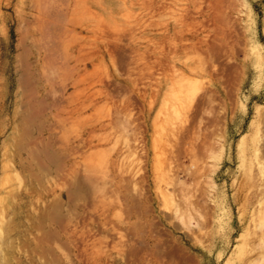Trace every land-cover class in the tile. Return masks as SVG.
Returning a JSON list of instances; mask_svg holds the SVG:
<instances>
[{
	"label": "rangeland",
	"instance_id": "1",
	"mask_svg": "<svg viewBox=\"0 0 264 264\" xmlns=\"http://www.w3.org/2000/svg\"><path fill=\"white\" fill-rule=\"evenodd\" d=\"M263 255L264 0H0V264Z\"/></svg>",
	"mask_w": 264,
	"mask_h": 264
},
{
	"label": "bare ground",
	"instance_id": "2",
	"mask_svg": "<svg viewBox=\"0 0 264 264\" xmlns=\"http://www.w3.org/2000/svg\"><path fill=\"white\" fill-rule=\"evenodd\" d=\"M223 36H224V35H223ZM219 40H220V39H219ZM20 41H21L23 44H22L21 42H20V43L24 46V42H23L24 39H23V41H22V39H21ZM198 43H199V45L203 44V42L201 43V41H199ZM195 44H197V42H195ZM205 44H206V42H205ZM193 45H194V44H193ZM199 45H198V46H199ZM19 47H20V46H19ZM208 47H209V46H208ZM155 49H156V48H155ZM208 49H210V47H209ZM210 51H211V50H210ZM201 53H203L202 50H201L200 54H201ZM205 53H206V52H205ZM20 54H21V52H20ZM187 54H188V52H187ZM203 54H204V53H203ZM178 55H179V52H175V53L173 54V57L178 56ZM201 55H202V54H201ZM206 55H207V53H206ZM206 55H205V56H206ZM20 58H21V57H20ZM200 58H203V55H202V57H200ZM20 60H23V59H20ZM200 61L202 62V59H200ZM200 61H199V63H200ZM205 61H206V60H205ZM200 64H201V63H200ZM205 64H206V63H205ZM202 65H204V64H202ZM202 65H201V66H202ZM189 67H190V66H189ZM206 67H207V66H206ZM206 67H204V68H206ZM207 69H208V67L206 68V70H207ZM193 70H194V68H193ZM195 70H196V69H195ZM171 71H173L172 68H171ZM203 72H204V70L202 71V73H203ZM208 72H209V70H208ZM182 73H183V72H182ZM209 73H210V72H209ZM204 74H205V73H204ZM212 74H213V73H212ZM170 75H171V74H170ZM209 75H210V74H209ZM189 77H190V76H188V79H189ZM185 79H186V78H185ZM182 80H184V77H183ZM189 80H190V79H189ZM173 82H174V81H173ZM184 82H185L186 85H187L188 82H187V81H184ZM190 82H191V80H190ZM177 83H178V82H177ZM182 84H184L183 81H182ZM182 84H181V85H182ZM174 85H176V83H174ZM177 85H179V84H177ZM177 85H176V86H177ZM181 85H180V86H181ZM186 85L184 84L183 86H181L182 88H183V87L185 88V89L183 88L184 93H185L187 90H189V89H187L188 85H187V87H185ZM189 85H190V84H189ZM192 85L195 86L194 83H193ZM192 85H191V86H192ZM199 86H200V85H198L197 87H199ZM178 87H179V86H178ZM178 87H176V88L179 89ZM155 88H156V87H155ZM176 88H175L174 90H176ZM207 88H208V90H209V89H210V90L213 89V88L211 89V87L209 88L208 86H207ZM186 89H187V90H186ZM190 89H191V88H190ZM197 89H199V88H197ZM179 90H180V89H179ZM185 90H186V91H185ZM214 90H215V89H213L212 91L214 92ZM231 90H232V89H231ZM180 91H182V90H180ZM180 91H177V92L175 91V93L178 94V93H180ZM183 91H182V92H183ZM229 91H230V90H229ZM189 92H190V90H189ZM175 93H174V94H175ZM194 93H196V90L194 91ZM234 93H235V92H234ZM180 94H181V93H180ZM186 94L190 95L189 93H185V95H186ZM228 94H230V92H228ZM228 94H227V95H228ZM232 94H233V93H232ZM232 94L228 95L230 101H231L232 99H233L232 101L235 100V96H234V98H233V97L230 98V96H232ZM153 95L155 96L154 93H153ZM153 95H152V96H153ZM196 95H197V93H196ZM196 95H195V96H196ZM233 95H234V94H233ZM235 95H236V94H235ZM141 96H142V95H141ZM154 96H153V97H154ZM182 96H183V95H182ZM182 96H180V97H182ZM142 97H143V96H142ZM153 97H152V98H153ZM175 97H176V95H175ZM185 97H186V96H185ZM192 97H193V96H192ZM192 97H191V99H192ZM188 98H189V97H188ZM188 98H187V99H188ZM191 99H189V100H187V101H190ZM178 100H179V102H180L179 96L177 95V101H178ZM182 100H183V99H182ZM185 100H186V99H185ZM192 100H196V99H192ZM198 100H199V99H198ZM198 100H196L195 103H196ZM177 101H174V102H177ZM232 101H231V102H232ZM235 101H236V100H235ZM235 101H234V102H235ZM174 102H173V103H174ZM198 102H199V103H196V104H197V105L199 104V105H198V108H199V109H200V107H202V108L205 107V106H203V105L201 106V102H200V101H198ZM180 103H181V102H180ZM82 104H83V103H82ZM87 104H88V103H87ZM184 104H185V103H184ZM173 105H174V104H173ZM175 105L177 106V103H176ZM175 105H174V106H175ZM186 105H188V104H186ZM232 105H233V102H232ZM230 106H231V105H230ZM81 107H82V106H81ZM177 107H178V106H177ZM177 107H176V108H177ZM184 107H185V105H183V108H184ZM186 107H187V106H186ZM195 107H197V106L195 105V106L192 107V108L195 109ZM79 108H80V107H78L77 109H79ZM174 108H175V107H174ZM187 108H188V107H187ZM192 108H191L190 114H191L193 117H192V116H190V117L193 118L194 120L192 119L191 121H195V119L197 120V119H200V118L203 120V118H202V117L204 116L203 113H204V112L207 113V112L209 111V110H208V111H204L205 109L209 108V107H207V108H204V110H202V111H203L202 114H201V113H198V112H200L199 109H198V111H197V110H194V112H195V113H194ZM62 109H64V108H63V107L59 108V110H61V111H62ZM184 109H185V108H184ZM210 109H211V108H210ZM74 110H76V109H74ZM185 110H188V109H185ZM183 111H184V110H183ZM222 111H223V110H222ZM191 112H193L194 115H193V113H191ZM196 113H198V115H196ZM183 114H184V112H183ZM185 114H187V113H185ZM185 114H184V115H185ZM181 115H182V114H181ZM187 115H189V113H188ZM187 115H186V117L184 116V117H185L184 119L188 118ZM200 115H201V117H199ZM194 116H195V117H194ZM178 117H179V116H178ZM182 118H183V115H182ZM159 119H161V117H160ZM184 119H182V120H184ZM188 119H190V118H188ZM188 119H187V120H188ZM212 119H213L212 121H213L214 123L216 122V124H217V125H215V126H218L217 121H215V120H217V119H215V120H214V118H212ZM179 120H180V118H179ZM182 120H181V122H182ZM189 121H190V120H189ZM218 121H220V120H218ZM158 122H159V120H158ZM195 122H196V121H195ZM198 122H199V120H197V123L195 124V126H197V127L200 125V123H201L202 121L200 120V123H199V124H198ZM159 123H160V122H159ZM164 123H165V124H163V126L165 125L164 127L167 128L166 124H169V122L164 121ZM174 123H175V122H174ZM174 123H173V124H174ZM190 123L192 124V128H191V129H186V131H185L186 126H187L188 124H190ZM190 123L188 122L186 125H184L185 128L181 129V131L184 130V131L186 132V133H183V131L180 132V134L183 133V134H182L183 137L186 136L187 132H188V135L190 134L189 132L193 133L191 130L195 129V127H194V125H193L194 122H193V123L190 122ZM206 123H207V121H206ZM214 123H213V124H214ZM220 123H221V121H220ZM156 124H157V123H156ZM175 124H176V123H175ZM197 124H198V125H197ZM213 124H210V127H211ZM221 124H223V123H221ZM157 125H158V124H157ZM200 126H201V127H200ZM200 126H199V128H196L195 131H194V134H193V135L196 136V138H197V135H198L197 133H200V132L202 131V130H200V129H204V127H202V125H200ZM207 126H209V125H207ZM207 126H205V127H207ZM157 127H159V125H158ZM181 127H182V126H181ZM218 127H219V126H218ZM221 127H222V126H220L219 128H221ZM155 128H156V127H155ZM155 128H154V129H155ZM188 128H189V127H188ZM214 128L218 131V129H217L216 127H214ZM214 128H212V129H214ZM197 129H199L200 131H198ZM206 129H207V128H206ZM222 129H223V128H221L220 130H222ZM157 130H158V129H157ZM157 130H156V131H157ZM159 130H160V129H159ZM187 130H189V131H187ZM196 130H197L198 132H197ZM207 130H208V129H207ZM207 130H206V131H207ZM167 131H168V130H165V135L168 136V134H169L170 138H169V136H168V138H165V139H166V141H167V139H169V142H170V139H172V138H171V135H172V134L170 135V132L166 133ZM204 131H205V130H204ZM210 131L212 132V130H209V132H210ZM159 132H160V131H159ZM196 132H197V133H196ZM209 132H208V133H209ZM171 133H173V131H172ZM212 133H213V132H212ZM196 134H197V135H196ZM200 134H202V133H200ZM209 134H210V133H209ZM209 134H208V135H209ZM213 134H214V133H213ZM213 134H210V135L207 136V137H209V139H212L210 136H214L216 133H215L214 135H213ZM182 135H181V136H182ZM193 135H192V137H193ZM206 135H207V134H206ZM91 136H92V134H91ZM159 136H162V134L159 135ZM173 136H174V135H173ZM190 136H191V135H190ZM215 136H217V135H215ZM218 136H219V137H222V136H220V135H218ZM157 137H158V136H157ZM179 137H180V136H179ZM183 137H182V139L186 141L187 139H185V138H183ZM187 137H188V136H187ZM192 137H190V138H192ZM199 137H200V135L198 136L197 140L200 141L201 137H200V139H199ZM219 137H218V138H219ZM155 138H156V137H155ZM158 138H160V139L158 140ZM158 138L155 139V143L159 142V143L156 145V146L159 147V146H161V145H160V142H161V144H162V142H163V140H161V138L164 139V136H163V137H158ZM194 138H195V137H194ZM194 138H193V140H195ZM156 140H157V142H156ZM160 140H161V141H160ZM178 140L180 141V138H179ZM191 140H192V139H191ZM191 140H189V138H188V140H187L186 142H189V141H191ZM193 140L191 141V142H192L191 144H190V142L188 143V145L186 144L187 146H190V145L193 146V147H191L192 149L187 148V149H188L187 152H189L190 150H192L193 153H194L195 150H197V149L193 150V148H200V146H199V145H200V142H199V144L197 145V146H199V147H195V146H196V143H198L197 140H196V142H194L195 145H192V144H194V143H193ZM215 140H217V139H215ZM215 140L213 139L214 142H215ZM185 141H184V142H185ZM204 141H205V146H206L208 141H207V142H206V140H204ZM210 141L212 142V140H210ZM182 142H183V141H182ZM182 142H180V143L182 144ZM186 142H185V143H186ZM218 142H219V141L215 142L216 144H215V143H212V145L215 146V145H217ZM180 143L178 144V146H181ZM185 143H184V144H185ZM163 144H165V141H164ZM168 144H169V143H168ZM170 144L173 145V143H170ZM170 144H169V146H170ZM218 144H219V143H218ZM172 145L170 146V148H169L166 144H165V146L162 145V146H163L162 149H164V150H163V151H162V149L159 150V153H160V152H163V153H162V154H163L162 159L165 157V156H164V153H165V152L168 153V151H169V153H170L172 149H173V150H174V149H177V150H176L177 152L174 150V151L176 152V154H175V152L172 150V151L174 152L175 155H179V153H184V152H183L184 150L186 151V148H185L186 145H185V147H184L185 149L183 148L184 150H179V148H182V147H178V148H176V146H174V145H173V146H174L175 148H173ZM166 146H167L168 148H166ZM201 146H202V144H201ZM158 147H157V148H158ZM203 147H204V143H203ZM203 147H202V148H203ZM209 147H210V146H209ZM209 147L207 146L206 149H202V150H205V153H206L207 150H212V147H213V146H211V149H210ZM220 147H221V146H220ZM171 148H172V149H171ZM208 148H209V149H208ZM213 148H215V147H213ZM216 148H218V147L216 146ZM165 149H166V150H165ZM170 149H171V150H170ZM200 149H201V148H200ZM221 149H222V148H221ZM221 149H220V150H221ZM178 151H179V152H178ZM180 151H182V152H180ZM213 151H214V152H217L218 149H217V151H216L215 149H214ZM213 151H212V153H214ZM173 152H171V153H173ZM187 152H186V153H187ZM201 152H204V151H201ZM139 153L143 154V151H141V152L139 151ZM139 153H138V154H139ZM167 153H166L167 158H168L169 156L171 157V154L168 155ZM193 153H190V152H189L188 154H189V156H192ZM190 154H191V155H190ZM196 154H199V153H196ZM196 154L194 153L193 155L196 156ZM202 154H203V153H202ZM206 154H207V153H206ZM208 154L211 155V153H208ZM216 154H219V153H214V154H213V155H215L214 157H217ZM159 155L162 156L161 153H160ZM175 155H174V156H175ZM140 156H141V157L143 156L142 158H143V160H145V159H144V154H143V155H140V154H139V157H140ZM172 156H173V154H172ZM174 156L171 157V159L174 158ZM180 156H183V155H180ZM180 156H178L177 158H174L175 160H178V161H179V163H178L179 165H177V166H176V165H173V164H175V161H174V162H173V161H170V160H169L170 162L167 161V163L169 162V163L172 164V167H173L172 169H173V171H175V170H174V167H176V168L178 167L177 170L179 171V169H180V170H183L182 167H183L184 169H186V167H187V169H188V166L191 165V164H188V163H187L186 165H184L186 162L182 164L183 161H180V160L182 159V157H181V159L179 160ZM195 156H194V157H195ZM199 156H200V155H198L197 158H195V159H194L193 157H191V158H193V159L196 161V159H199L200 157L202 158V156H200V157H199ZM186 157H188V156H186ZM198 157H199V158H198ZM206 157H207V156H206ZM220 157H221V156H220ZM184 158H185V157H184ZM201 158H200V159H201ZM203 158H204L203 161H205V156H204ZM162 159H161V162H163ZM168 159H169V158H168ZM174 159H172V160H174ZM200 159H199L198 161H199V163L201 164L202 159H201V160H200ZM206 159H207V158H206ZM211 159H212V158H211ZM216 159H217V158H216ZM163 160H164V159H163ZM165 160H166V159H165ZM165 160H164L163 163L166 162ZM208 160H210V159L208 158V159H207V162H208ZM218 160H219V159H218ZM191 161H192V159H191ZM195 161H194V162H195ZM198 161H197V162H198ZM143 162H144V161H143ZM143 162H141V163H143ZM180 162H181V164H180ZM188 162H190V161H188ZM197 162H195V166H196ZM207 162H206V163H207ZM167 163L164 164V165H165V166H164L165 168H164V169L162 168V170H161V168H158V166H156V167H157L158 169H160L161 171H163V172L165 171L166 168H168V170H172L171 168H169L170 166H168V167L166 166ZM176 163H177V162H176ZM191 163H192V166H190V167L193 168L194 164H193V162H191ZM199 163H198V167H199ZM202 163H203V162H202ZM204 163H205V162H204ZM208 163H210L209 165L212 164L211 166H209L210 168H211V167H215V166H213L215 162L213 163V162L211 161V162H208ZM208 163H207L205 166H203L204 164H203V165L201 164L202 166L200 165L199 169L202 168V167H203V168H204V167H205V168L208 167ZM143 164H144V163H143ZM145 164H146V163H145ZM157 165H158V164H157ZM160 165H161V163H160ZM182 165H184V166H186V167H184V166H182ZM187 165H188V166H187ZM162 166H163V165H162ZM179 166H180V168H179ZM195 166H194V168H195ZM218 166H219V165H218ZM159 167H160V166H159ZM190 167H189V169H190ZM176 168H175V169H176ZM192 168H191V169H192ZM203 168L200 169V170H202V171L205 170V168H204V169H203ZM216 168H217V166H216ZM187 169H186L185 171H187ZM189 169H188V170H189ZM191 169H190V170H191ZM196 169H197V167L195 168V171H196V172L201 173L200 171H198V170H196ZM160 170H159V171H160ZM211 170H212V168H211ZM161 171H160V172H161ZM173 171H169V173H170V172L173 173ZM178 171L175 172L176 175H178V174H177ZM192 171H193V170L188 171V172L191 173V174H193L194 171H193V172H192ZM208 172L210 173V171H208ZM172 173H171V174H172ZM185 173H186V172H185ZM185 173H184V174H185ZM199 173H198V174H199ZM202 173H203V172H202ZM206 173H207V172H206ZM171 174H170V175H169V174H168V175H165V174H163V175H162V174H159V175L165 176V178H166L167 176H168V177H169V176H172ZM173 176H174V178H172V177H171V178H172L173 180H174V179L177 180V179L175 178V175H173ZM194 176H196V175L194 174ZM168 177H167V180H166V181H168ZM178 177H179V175H178ZM178 177H177V178H178ZM163 178H164V177H163ZM163 180H164V179H163ZM175 180H174V181H175ZM193 180H194V179H193ZM193 180H192V181H193ZM170 181H171V180L169 179V181H168L169 184H171ZM178 181H179V180H177V181H175V182L178 184ZM180 181L182 182V184H181V186H180L179 189H182L181 187H182L183 184H185V185H184L185 187H183V189H184V188L189 189L188 184H187V183H184V181H186V180H184V178H183V181H182V179L180 178ZM180 181H179V183H181ZM189 181H190V180H189ZM194 181H195V180H194ZM197 181H198V179H196V182H197ZM171 182H173V181H171ZM175 182H174V183H175ZM187 182H188V181H187ZM189 183H190V182H189ZM169 184H168L167 186H169ZM177 184H174V185H173V183H172L171 185H173V186H171V185H170V186H171L172 188H174V186L176 185V188H178ZM186 184H187V185H186ZM165 185H166V183H165ZM179 185H180V184H179ZM167 186H166V187H167ZM170 186H169L168 188H170ZM172 188H170V189H171V192L176 193V194L178 195V194H179L178 191H177L178 189H177V190H174V189H172ZM186 189H184V190H186ZM173 190H174V191H173ZM184 190H182V191H184ZM165 191H166V190H165ZM187 191H188V190H187ZM166 192H167V191H166ZM169 194H170V192H169ZM176 194H175V197L177 196ZM171 195H172V194H171ZM184 195H187V194L184 192ZM172 196H173V195H172ZM180 196H182L181 193H180L179 197H180ZM182 198H183V197H182ZM183 199H184V198H183ZM183 199H182V200H179L180 202L182 201L181 203H180V202H177V204H178V203H179V204H178V206H176V207H178V209H177V208H176V209H177V212L179 211V212H178L179 214H180L179 206L181 207V206H182V203H184V201H186V199H185L184 201H183ZM177 204H176V205H177ZM180 204H181V205H180ZM186 205H187V204H186ZM186 208H187V207H185V209H186ZM187 211H188V210L186 209V212H187ZM184 214H185V213H184ZM262 245H263V244H262ZM262 245H261V246H262ZM257 259H258V258H257ZM261 259H264V255L261 256V257H259L258 260L261 261ZM253 261H254V260H253ZM250 264H251V263H250ZM254 264H255V263H254ZM257 264H258V263H257Z\"/></svg>",
	"mask_w": 264,
	"mask_h": 264
}]
</instances>
